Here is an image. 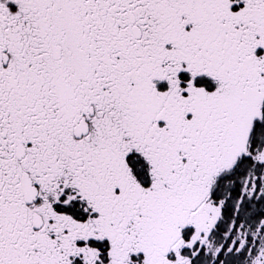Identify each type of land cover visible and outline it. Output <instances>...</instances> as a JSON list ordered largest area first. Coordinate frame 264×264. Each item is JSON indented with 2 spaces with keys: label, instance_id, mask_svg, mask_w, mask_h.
I'll return each mask as SVG.
<instances>
[{
  "label": "snow or ice",
  "instance_id": "6c2138e0",
  "mask_svg": "<svg viewBox=\"0 0 264 264\" xmlns=\"http://www.w3.org/2000/svg\"><path fill=\"white\" fill-rule=\"evenodd\" d=\"M0 264H264V0H0Z\"/></svg>",
  "mask_w": 264,
  "mask_h": 264
}]
</instances>
